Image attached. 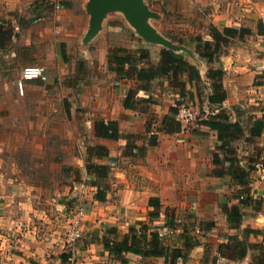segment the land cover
I'll return each mask as SVG.
<instances>
[{
    "label": "crops",
    "instance_id": "1",
    "mask_svg": "<svg viewBox=\"0 0 264 264\" xmlns=\"http://www.w3.org/2000/svg\"><path fill=\"white\" fill-rule=\"evenodd\" d=\"M37 1L0 0V18L4 13L6 17L18 13H29L32 17L46 8L47 2L34 8L32 2ZM51 1L48 0L47 4ZM251 14L264 22L263 10L258 12L257 9ZM231 16L233 13L221 12L215 17L214 24L219 27L215 28L235 30L238 25L230 21ZM73 21L76 23L80 18L74 15ZM4 23L7 21L0 19L1 27ZM13 23L9 22L10 27H17ZM202 40L212 43L210 37ZM253 46L257 48L256 43ZM139 50H145L148 56L150 54L146 49ZM220 59H225L224 66ZM182 60L190 66L186 59ZM217 60L225 91L221 107L229 121H239L246 114L251 116V122L260 118L264 113V91L260 92L259 86L252 85L254 77L251 75L264 71V59L256 60L250 54L236 50L217 53ZM111 64L114 70L112 58ZM127 65L128 59L123 65L124 70ZM209 66L212 65L207 63V69ZM213 66L216 68L217 65ZM188 71V67H184L177 80L182 83L184 94L189 93L191 99L179 97L171 77L160 79L164 80L161 88L142 91L137 88L139 83L134 74L128 73L125 78L114 75L112 96L94 105V109L85 106L81 111V114L90 116L82 127L92 131L95 120L111 121L122 137L118 140L94 137L95 144L105 147L108 157L117 160L115 163L94 160L95 164L98 162L110 167L115 180V197L111 202L108 195L105 202L93 199L95 188L86 182L84 168L67 146L68 141L78 142L79 124H83L80 118L58 121L50 117L52 111L47 108H9L10 111L17 110V134L11 133V128L5 124L0 125V264H65L59 259L61 254L70 256L71 264H120L109 256L103 245L121 239L128 227L137 229L140 223L149 225L150 229L146 231L162 234L165 246L181 249L186 256L185 264H211L216 258H221L217 251L219 244H223V252L232 254L231 250H236L238 242L245 244V255L230 262L257 264L254 257L263 251L264 245V180L252 170H228L224 151L217 150L219 142L214 131L204 125L181 128L176 122L171 108L177 98L196 108L209 110L204 97L206 94L199 98L190 88L195 81H190ZM27 82L30 81L24 82L23 86ZM103 82L107 84L108 81ZM132 82L138 89L133 98L129 97L128 87ZM248 105L258 107L250 109ZM4 108L0 105V113L5 112ZM42 113L46 116H41ZM33 114L40 116L34 117ZM25 117H28L26 121ZM148 126H157V129L150 131ZM176 126H179L178 131ZM250 126L251 123L245 127L246 134ZM4 130L7 132L2 133ZM257 139L259 146L263 147L264 128ZM242 141L237 139L233 147L253 142L249 139ZM9 145H17V162L6 163L8 159L3 152ZM78 148L82 161L85 154L80 146ZM45 154L49 155L45 159L47 167L40 169L38 165ZM213 154L217 155L216 164L211 163ZM233 156L237 159L242 156L238 161L240 166L248 165L246 161L252 158L238 155L236 148ZM118 162L122 166L116 165ZM77 187L81 189L83 200L75 207V210L80 207L83 212L78 220L79 237L67 240L65 232L71 228L70 219L75 212H70L74 203L69 204L67 197L75 193L72 190ZM247 190L246 195L256 205L241 208L239 197L245 196L242 192ZM149 200L158 205L154 217L151 216V208L147 207ZM231 207L239 208L241 219L238 224L227 220V209ZM174 224H180V227ZM103 225L114 229L119 237H106V229H103L104 234L101 232ZM168 229L177 232L178 236L165 237ZM232 244V249L226 251ZM122 256L126 264H163L161 258L144 259L129 253Z\"/></svg>",
    "mask_w": 264,
    "mask_h": 264
},
{
    "label": "rangeland",
    "instance_id": "2",
    "mask_svg": "<svg viewBox=\"0 0 264 264\" xmlns=\"http://www.w3.org/2000/svg\"><path fill=\"white\" fill-rule=\"evenodd\" d=\"M47 3L46 8L44 7L42 11L44 14H41L42 12L38 13V18H42L40 20H37L38 18H34V16L31 17L29 13H18L9 17H6V13H4L0 18L7 21L6 24L2 25L1 31L10 30V34L1 32L3 49L0 53V105H3L6 109L4 108V113H0V125L5 124L7 128H11V133L17 134V110L10 111L9 108L20 106L47 108L52 111L50 117L58 121L64 118L71 120V117L74 119L80 118L83 124H79L78 142L76 140L71 143L68 141L67 146L72 151L74 158L80 162V166L82 165L84 168L87 157L86 149L96 146V144L92 131L82 127L86 125L85 121L90 120V116L81 114V111H83L85 106L94 109L96 108L94 105H98L99 102L112 96L111 89L114 88L112 78H115V74L111 66V58L114 55L111 50L124 49V55L128 59L125 71L129 72V75H133L134 70L140 67H153L155 61L150 54L148 56L149 60L146 62L137 59L136 51L138 49H146L149 53V48L133 37L119 19L114 18L106 22L104 31L88 46V58L81 59V55L77 51V41L83 28L85 16L79 7L80 0H52L51 4L48 5ZM59 3H65L68 7H60ZM151 5L153 10L163 13V18L158 24L162 33L166 32L172 38L174 36L182 41L183 44L189 46L191 50L199 53L202 51V39L209 38L207 36L209 29L218 27V25L214 24L215 17L219 16L221 12L223 14L233 13L230 21L236 22L238 26H235V30L228 34L226 37L228 43L224 46L221 45L218 54L238 50L241 53L250 54L256 60L264 59V37L257 35L262 29L264 30V22L260 18L256 19L255 16H251L252 11L257 12V9L258 12H261V10L264 12V0H151ZM32 6L35 8L36 4H32ZM249 7H251L250 10ZM74 15L79 17L80 21L74 23ZM9 22H14L13 24L17 25V27H10ZM223 37L225 36L223 35ZM196 39L201 40V42H197ZM253 43L257 44V48L253 46ZM79 62L84 65L82 70H78ZM28 66L43 67L46 73V80L25 83L22 86L23 94L21 95L15 83L20 76L21 69ZM260 73L251 75V77H254L252 85L259 86V91L263 92L264 71H260ZM184 76L187 77L188 75ZM104 80L108 81L107 84L103 82ZM163 81L154 82L151 88L153 90L157 87L161 88L164 84ZM106 87H108V90ZM128 87L130 91L129 97H135L138 91L135 83L133 84L132 82ZM175 88L177 89V87ZM190 88L199 98L206 94V90L201 83L192 82ZM175 102L179 103L174 105L175 108L180 105L194 107L186 100L179 98ZM257 107L247 106L250 109ZM247 108L245 107L244 110L247 111ZM256 114L259 115L258 111H256ZM33 115L34 117L40 116L39 114ZM41 116H46V114L42 113ZM27 118L25 117V121ZM250 118L251 116L246 114L239 122L244 128H247L251 123ZM147 128L150 131H155L157 126H148ZM5 132L7 131L4 130L2 133ZM245 132L238 139L246 141L248 134ZM258 140L256 138L253 142H246L241 147L240 145L235 146L238 155H245V159L252 157L251 159L249 158V165H252L251 170L253 172H257L254 166L264 161V146H259L260 142ZM79 146L81 152L85 154V158L82 161L78 154ZM241 152L242 154H239ZM3 153L6 156L5 158L8 159L6 163L17 162V145L7 146ZM48 157L49 155L45 154L40 160L38 165L40 169L47 167L45 159ZM241 157L239 156L238 159H241ZM94 160L96 159H91V162L95 163ZM100 160L107 163H115L117 161L110 157ZM96 164L99 163L96 162ZM116 165L122 166L119 162ZM86 182H93L92 177L87 175ZM95 183L105 185L108 188V201L111 202L113 197H115V180L111 175L110 169L109 175L105 180H98ZM72 191L75 193H72L67 198L69 204H75L71 205L70 208V212L74 210L73 214L75 215L78 209L75 210V207L79 206L83 200L81 199V189L77 187ZM74 215L70 219V225L72 228L73 222L77 221L78 229V220L81 217L75 219ZM174 225L180 227V224ZM141 227L145 230L147 228L150 229L149 225L145 223H140L137 229ZM103 229H107L105 225H103L101 230L104 234L105 230ZM173 230H175L174 227ZM146 232L148 233V231ZM186 235L188 236V234ZM112 236L108 233L106 235V237ZM177 236V232L168 229L165 237ZM114 237L119 236L115 234ZM233 245H230L226 251H230ZM234 263L227 260L222 262V264Z\"/></svg>",
    "mask_w": 264,
    "mask_h": 264
},
{
    "label": "trees",
    "instance_id": "3",
    "mask_svg": "<svg viewBox=\"0 0 264 264\" xmlns=\"http://www.w3.org/2000/svg\"><path fill=\"white\" fill-rule=\"evenodd\" d=\"M48 0H39L37 2H32V4H36V6H41L44 2ZM149 7L152 9L151 0H147ZM60 6L68 7L65 3H59ZM34 18H38V14L34 15ZM261 26V25H260ZM262 28V26H261ZM2 27L0 26V50L3 49L1 32H5L6 34H10V30L1 31ZM233 31L228 28H222L221 30L217 28L209 29L208 36L211 38L212 43L203 42L202 43V51L198 53L201 57L205 58L207 63L212 66H209L206 72V79L209 85V90L206 91V106L207 108L213 112L207 121H204L202 125L206 126L209 130L214 131L216 135V139L219 142V146L217 150L224 151L225 153V161L228 162L227 169H235L240 170L242 172H247L252 169V165L244 164L245 166H240L235 154V148L233 147V143L238 139L239 136L243 135L245 132V128L239 123V121L230 122L228 116L224 113L221 104L225 99V91L221 84L222 72L218 69L219 63L217 60V53L220 45H226L228 41L226 37L228 34ZM242 32V31H241ZM240 32V33H241ZM5 34V35H6ZM163 34L171 39L172 41L183 44L182 41L170 37L166 32ZM222 34V35H221ZM264 37V30L259 33ZM4 35V36H5ZM223 35L225 37H223ZM222 36V37H221ZM7 38V37H6ZM197 42H201V40L196 39ZM184 45V44H183ZM111 52L114 54L112 56V62L115 65L114 74L119 76L120 78H125L128 76L127 71L123 69V65L126 63V56L124 53V49L117 48L112 49ZM120 54V56L116 55ZM63 57V55H62ZM137 58L139 60H148V55L145 50L137 51ZM216 64V68L213 66ZM184 67H188L189 78L190 81L194 80L196 83H200L197 73L194 71L193 67L189 66L182 58L173 55L168 51L161 50L159 60L154 67H146V68H138L134 70V77L136 81L139 83L137 88L142 91L151 90V86L154 82L160 79H167L171 77L173 79V86L177 87L179 97H188L190 98V94H184L182 83L177 80L180 76L179 74L183 71ZM84 68L83 63L79 62L78 70H82ZM180 83V84H179ZM178 85V86H177ZM204 89H206L203 86ZM197 97H199L197 95ZM149 101V98L147 99ZM179 103L175 102L174 105H178ZM173 113H175V109L171 108ZM166 121V118L163 122ZM264 128V113L261 114L260 118L255 119L251 122V126L248 130V135L246 139L253 141L255 138H259L260 134ZM176 131L179 130V126H176ZM92 134L95 138L109 139V140H118L122 137L118 135L116 125L114 122L107 121L103 122L102 120H95L92 124ZM124 154V151H123ZM86 161L84 165L85 173L92 177L93 182L89 183L91 186L95 188V192L93 195V199L96 202H105L107 201V193L108 188L105 185H100L95 183L96 181L105 180L109 175V167L102 164H95L91 162V159H108V151L103 146H91L86 149ZM217 155L213 154L211 163L216 164ZM262 166L264 167V161H262ZM244 170V171H243ZM247 191L242 192L245 196H241L239 200L240 207H245L249 204L256 205V202L251 200L246 194ZM147 207L151 208V216H156L155 212L158 208L156 202L153 200H149L147 203ZM227 220L233 224H238L241 215L239 208L231 207L227 209ZM150 216V217H151ZM106 232L110 234L112 237L116 234L115 230L112 228H107ZM223 244H219L217 251L221 258H224L228 261H238L244 257L246 252V246L242 242L236 243V250H232L233 253H226L222 250ZM103 247L107 250L109 256L111 258L117 260L120 264H126V260L123 258L122 254L129 253L131 255H136L144 259H155L161 258L163 260V264H174L177 258L182 260L181 264H185L186 256L182 253L181 249H173V247H167L164 245L162 240V234L157 233L156 231L146 232L143 227L139 229H135L134 227H128L125 234L122 235L121 239H115L109 242H105ZM68 255L61 254L59 259L62 263H64L67 259ZM256 259L257 264H263L264 262V245L263 251H261L257 256L254 257ZM254 261V260H253ZM34 264V263H31Z\"/></svg>",
    "mask_w": 264,
    "mask_h": 264
},
{
    "label": "water",
    "instance_id": "4",
    "mask_svg": "<svg viewBox=\"0 0 264 264\" xmlns=\"http://www.w3.org/2000/svg\"><path fill=\"white\" fill-rule=\"evenodd\" d=\"M79 7L85 16L77 41L81 59L88 58V46L104 31L106 22L112 18L119 19L133 37L149 48L154 61L161 50L186 59L197 72L200 83L209 90L206 59L166 37L158 27L163 13L151 9L147 0H80ZM220 63L224 66L225 59H220Z\"/></svg>",
    "mask_w": 264,
    "mask_h": 264
},
{
    "label": "built area",
    "instance_id": "5",
    "mask_svg": "<svg viewBox=\"0 0 264 264\" xmlns=\"http://www.w3.org/2000/svg\"><path fill=\"white\" fill-rule=\"evenodd\" d=\"M19 78L16 82V87L19 93L23 83L26 81H45L46 73L43 67L41 66H28L23 67L20 71ZM175 107V106H174ZM174 119L179 124L181 128L185 127H197L202 125L204 121H207L208 117L213 114L212 111L206 109H200L192 107L189 105H180L175 108ZM256 171L260 174L261 178L264 180V167L261 163H258L254 166ZM241 199V197H239ZM83 214L82 209L79 207L74 215L75 219L81 217ZM65 237L67 240L76 239L79 237V230L77 229V221L73 222V227L69 229ZM72 259L70 256L67 257L65 264H71ZM224 259L216 258L215 261L211 264H222ZM182 260L177 258L174 264H181Z\"/></svg>",
    "mask_w": 264,
    "mask_h": 264
}]
</instances>
